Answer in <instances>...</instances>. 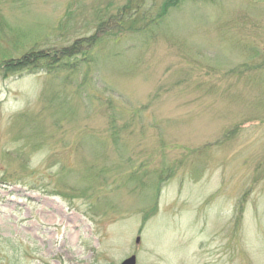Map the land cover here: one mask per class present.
<instances>
[{
	"label": "rangeland",
	"instance_id": "obj_1",
	"mask_svg": "<svg viewBox=\"0 0 264 264\" xmlns=\"http://www.w3.org/2000/svg\"><path fill=\"white\" fill-rule=\"evenodd\" d=\"M123 2L0 0V55ZM167 19L107 24L87 76L0 75V264H264V0Z\"/></svg>",
	"mask_w": 264,
	"mask_h": 264
},
{
	"label": "trees",
	"instance_id": "obj_2",
	"mask_svg": "<svg viewBox=\"0 0 264 264\" xmlns=\"http://www.w3.org/2000/svg\"><path fill=\"white\" fill-rule=\"evenodd\" d=\"M209 1L211 0H124L112 10L97 11V33L92 36L76 39L63 47L37 48L36 44H33L19 53L18 57H14L8 50H2L0 75L9 77L21 72L36 73L41 71L51 76L65 74L66 78L78 77L81 73L83 76H87L91 72L93 63L97 61L96 50L100 40L98 33L103 30V27L106 30L107 24L112 25L111 23L117 22L118 25L114 24L113 26L117 25L118 30L126 34L133 33L142 36L158 33L164 30L165 24H168L167 18L172 11L178 10L180 6L188 2L208 3ZM1 32L3 29L0 25ZM103 37L105 36L103 35ZM250 52L252 53L251 50ZM65 72L70 75H66ZM111 127L112 134L116 135L114 123L111 124ZM161 176L164 175L161 174Z\"/></svg>",
	"mask_w": 264,
	"mask_h": 264
},
{
	"label": "water",
	"instance_id": "obj_3",
	"mask_svg": "<svg viewBox=\"0 0 264 264\" xmlns=\"http://www.w3.org/2000/svg\"><path fill=\"white\" fill-rule=\"evenodd\" d=\"M140 237L136 236L135 243H139ZM119 264H136V256L134 254L129 255L123 259Z\"/></svg>",
	"mask_w": 264,
	"mask_h": 264
}]
</instances>
